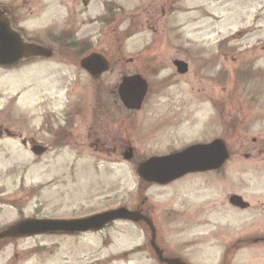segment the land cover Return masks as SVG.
Wrapping results in <instances>:
<instances>
[{"label":"rangeland","instance_id":"obj_1","mask_svg":"<svg viewBox=\"0 0 264 264\" xmlns=\"http://www.w3.org/2000/svg\"><path fill=\"white\" fill-rule=\"evenodd\" d=\"M29 7L19 24L24 40L53 54L0 67V229L28 216L143 207L159 239L180 243L190 264H217L220 241L189 246L194 176L143 186L137 168L221 138L232 155L229 175L243 161L246 178L259 176L239 146L242 136L264 131V0H32ZM85 42L88 52L108 56L98 79L80 65ZM175 58L187 59L189 72L177 73ZM133 73L149 90L141 108L127 110L116 90ZM30 140L47 151L33 152ZM221 173L211 174L213 192ZM149 238L145 224L117 220L99 232L3 240L0 264H158Z\"/></svg>","mask_w":264,"mask_h":264},{"label":"flooded vegetation","instance_id":"obj_2","mask_svg":"<svg viewBox=\"0 0 264 264\" xmlns=\"http://www.w3.org/2000/svg\"><path fill=\"white\" fill-rule=\"evenodd\" d=\"M31 1L32 0H0V17L5 19L11 28L19 32L21 35L23 29H21V31L19 30V24L20 21H22V15L30 14L29 12H24V10L25 8L30 9L29 4ZM83 4H88V0H83ZM96 20H98V18ZM89 50L90 49L88 48L79 50V52L83 54V56L80 58V62L89 55L96 52L102 54L106 58L108 57L106 54L100 51L95 50L88 52ZM176 60L184 59H173L172 62L174 66V62ZM184 61L188 64L187 72H189V62L187 59ZM200 61L202 63L206 62L203 59H200ZM125 62L132 63L133 59H126ZM85 72L88 73L86 70ZM103 74L97 76L89 75L93 79H98L102 77ZM64 139L65 137H61L60 135L56 137V141L58 142L63 141ZM22 142L23 144L28 143V141L25 139H23ZM30 143L33 146L40 144L36 140H30ZM225 146L229 153V157L221 168L216 170H203L189 173L190 175L194 176V181L192 182L193 197L191 198V224L188 231L194 234L190 239L189 246H197L198 244L203 243H206V246H212L215 244L213 241H220V247H217L218 249L215 248L213 250V255L216 254L218 256L217 264H264V131L258 132L257 136H251L249 140L248 136H242L241 145L239 146L245 159L255 160L256 169L260 171L258 172V177L246 178L244 176L245 173L243 161H239L237 163V171L235 176L233 173L229 175L226 167L230 163V158H232V155L228 146L226 144ZM47 149L48 146H46L44 152H46ZM216 172L222 173L221 178L216 180L217 192H213L211 174ZM200 176H205V182L201 187L196 183ZM199 190L203 191V193H201V199L197 198ZM4 203L5 200L1 199L0 214L2 212L1 206ZM137 209L139 210L138 212L144 216L139 221V223L145 224V227L150 232V238L149 241H147L146 248L151 251L152 258H154L158 264H170L168 260L176 258H180L187 264L192 263L182 256L180 243L170 245L165 240L159 239L158 228L156 227L149 210L144 211L145 209L143 207H138ZM174 214L177 215L176 213ZM169 215L173 216V213L170 212ZM28 217H22L17 221ZM150 222L155 228L156 247H154L152 244L153 230L150 226ZM5 228L0 229V232ZM43 235L46 234L37 236ZM22 238L23 237H4L0 239V242L3 240H19ZM195 253V258L200 256L197 255V252ZM209 260L211 259H208L207 261Z\"/></svg>","mask_w":264,"mask_h":264},{"label":"water","instance_id":"obj_3","mask_svg":"<svg viewBox=\"0 0 264 264\" xmlns=\"http://www.w3.org/2000/svg\"><path fill=\"white\" fill-rule=\"evenodd\" d=\"M52 49L26 44L20 36L12 32L7 21L0 17V65H13L25 56L50 57ZM180 73H186L188 65L183 61L175 62ZM82 65L93 75L97 76L108 69L107 61L98 54H93L83 60ZM148 91L146 80L140 75L125 76L119 86L118 92L121 101L128 109H139ZM42 146H35L34 151L41 153ZM133 149L125 152L124 158L130 160ZM229 157L224 142L216 139L208 144H194L181 151L163 156H153L138 167L140 176L148 181L160 184L169 183L194 171L214 170L220 168ZM144 216L140 212L130 210L125 206L106 210L83 218L72 219H37L29 218L12 224L2 232L3 237L32 236L43 233H76L86 231H99L116 220L140 221ZM153 230L152 244L156 241L155 228ZM170 264H187L180 258L168 260Z\"/></svg>","mask_w":264,"mask_h":264},{"label":"trees","instance_id":"obj_4","mask_svg":"<svg viewBox=\"0 0 264 264\" xmlns=\"http://www.w3.org/2000/svg\"><path fill=\"white\" fill-rule=\"evenodd\" d=\"M146 184H148L147 182H145L144 180H143V182H142V185L144 186V185H146Z\"/></svg>","mask_w":264,"mask_h":264}]
</instances>
